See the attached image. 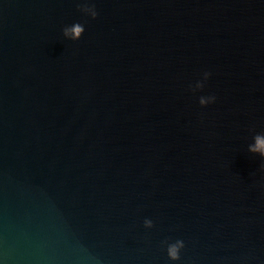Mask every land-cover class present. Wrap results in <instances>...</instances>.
Returning <instances> with one entry per match:
<instances>
[{
  "label": "water",
  "instance_id": "95a60500",
  "mask_svg": "<svg viewBox=\"0 0 264 264\" xmlns=\"http://www.w3.org/2000/svg\"><path fill=\"white\" fill-rule=\"evenodd\" d=\"M257 137L264 0H0V264H264Z\"/></svg>",
  "mask_w": 264,
  "mask_h": 264
},
{
  "label": "clouds",
  "instance_id": "9594fccd",
  "mask_svg": "<svg viewBox=\"0 0 264 264\" xmlns=\"http://www.w3.org/2000/svg\"><path fill=\"white\" fill-rule=\"evenodd\" d=\"M87 6L88 4H83ZM96 13H93V16L95 17ZM84 31L83 27L79 24L75 25L72 29L74 38H78L80 34ZM251 151H257L259 150L261 152V155L264 156V139H261L257 137L256 139V145L255 147L250 148ZM146 224H150L149 221H146ZM183 246L181 241H177L176 245H171L168 249V255L171 259L177 260L179 259V247Z\"/></svg>",
  "mask_w": 264,
  "mask_h": 264
}]
</instances>
